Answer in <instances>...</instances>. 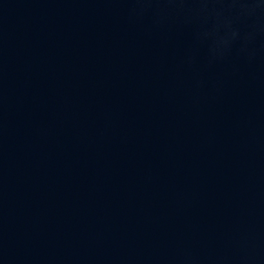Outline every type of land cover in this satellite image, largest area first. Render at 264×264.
Masks as SVG:
<instances>
[{"label":"water","instance_id":"1","mask_svg":"<svg viewBox=\"0 0 264 264\" xmlns=\"http://www.w3.org/2000/svg\"><path fill=\"white\" fill-rule=\"evenodd\" d=\"M0 264H264V0H0Z\"/></svg>","mask_w":264,"mask_h":264}]
</instances>
